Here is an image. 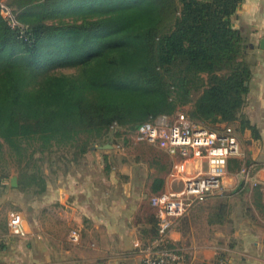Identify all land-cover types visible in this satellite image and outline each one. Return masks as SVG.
Here are the masks:
<instances>
[{
	"label": "trees",
	"instance_id": "trees-1",
	"mask_svg": "<svg viewBox=\"0 0 264 264\" xmlns=\"http://www.w3.org/2000/svg\"><path fill=\"white\" fill-rule=\"evenodd\" d=\"M242 1L11 0L22 28L0 14V161L29 164L56 147L84 155L103 138L112 143L111 128L136 136L141 123L189 104L196 122L239 120L257 136L239 116L251 78L231 22ZM67 16L73 22H46ZM162 151L170 161L156 170L153 195L163 191L161 171L174 165ZM242 164L232 158L229 170ZM35 167L28 177H38L42 193L47 181ZM150 221L151 239L157 212Z\"/></svg>",
	"mask_w": 264,
	"mask_h": 264
},
{
	"label": "crops",
	"instance_id": "crops-1",
	"mask_svg": "<svg viewBox=\"0 0 264 264\" xmlns=\"http://www.w3.org/2000/svg\"><path fill=\"white\" fill-rule=\"evenodd\" d=\"M231 22L242 41V59L251 69L249 90L239 116L250 121L257 136L250 128L233 126L245 154L249 151L257 157L264 151V0H243ZM94 153L90 150L81 163L72 161L70 170L56 174L53 183L48 181L42 207L50 211L54 203V228L45 219L47 210L34 219L37 225L22 214L27 236H14L8 229V234L20 241L5 238L0 264H143L139 249L151 237L150 219L156 212L151 197L146 200L140 179L107 176L105 164L95 159ZM170 178L172 185L163 191L181 187L180 182ZM170 238L184 254L183 264H209L219 253L216 235L200 240L175 224ZM224 251L230 254L233 264H264V244L258 240L238 241L235 248Z\"/></svg>",
	"mask_w": 264,
	"mask_h": 264
},
{
	"label": "rangeland",
	"instance_id": "rangeland-1",
	"mask_svg": "<svg viewBox=\"0 0 264 264\" xmlns=\"http://www.w3.org/2000/svg\"><path fill=\"white\" fill-rule=\"evenodd\" d=\"M73 19L74 17L69 16L54 17L48 18L46 22L49 24H62L71 23ZM81 21V19L78 20L79 23ZM60 70L72 71L71 69ZM197 96L198 93L193 95L194 98ZM191 106L189 104L180 107L175 113L183 111L187 114ZM233 123L238 127L240 125L239 120ZM106 137L111 140L112 143L110 144L113 147L98 149L96 145L108 143L103 138L99 140L102 143H97L95 145L96 149H94L95 159H99L105 164L103 167L104 173L109 177L114 176L118 179H124V176H129L132 181L140 179L143 186L142 190H145V198L148 201L154 193L156 170L166 161L169 162L170 158L164 155L161 149L143 142L137 135L132 136L122 128H111ZM84 157L85 155L79 154L77 148L56 147L45 153H37L35 159L29 164L22 159L0 161V234H4L3 239L0 238V253L6 246L4 241L6 237H9V239L13 237L15 241H20L8 234L6 223L11 212H20L25 215L26 220H29L33 225H37L34 219H38L40 213L44 215L47 210L49 215L45 216V219L47 224L54 228V203H51L50 211L46 209L45 205L42 207L46 190L39 193L41 185L38 183V177L35 181H31L32 178L29 179L28 177V174L37 171L35 164L39 167V171L48 185V181L53 183L56 174L60 171L70 170L72 161L79 164ZM246 159L260 170L264 166V151H260L257 157H253L249 151H246ZM25 165H27L26 168ZM170 175L171 167L161 171V176L165 178L161 190H167L172 185ZM14 177L18 183L16 186L12 184ZM28 180L30 181L28 182ZM112 184L117 187L116 182ZM131 184V186H134V183ZM173 186L177 187L176 183ZM42 208L45 209L42 211ZM176 224L182 232L191 235L193 233L200 240L216 235L219 252L225 249L230 251L231 248L236 247L238 241L253 242V240H258L264 244V191L259 192L257 188L249 186L242 188L241 186L237 188L233 185L228 186L203 203H192L188 211L177 220ZM52 233H54V230H52Z\"/></svg>",
	"mask_w": 264,
	"mask_h": 264
},
{
	"label": "built area",
	"instance_id": "built-area-1",
	"mask_svg": "<svg viewBox=\"0 0 264 264\" xmlns=\"http://www.w3.org/2000/svg\"><path fill=\"white\" fill-rule=\"evenodd\" d=\"M0 14L11 27L22 28L11 0H0ZM221 125L214 128L179 111L173 116L163 114L151 118L137 127L141 140L164 150L174 159L171 176L181 183L179 189L162 191L150 198L159 219L158 235L140 246L143 264L184 263L185 256L172 243L170 232L192 203H203L231 185L264 190V166L259 170L247 165L239 132L232 124ZM232 158L243 161L235 172L229 170ZM7 227L14 236H27L25 219L20 212L9 214ZM209 264H233V260L229 253L222 251Z\"/></svg>",
	"mask_w": 264,
	"mask_h": 264
},
{
	"label": "water",
	"instance_id": "water-1",
	"mask_svg": "<svg viewBox=\"0 0 264 264\" xmlns=\"http://www.w3.org/2000/svg\"><path fill=\"white\" fill-rule=\"evenodd\" d=\"M96 147H97L98 149H108V148H112L113 145L110 144V143H105V144H103V145H96ZM12 184H13L14 186H16V185L18 184V183H17V180H16L15 177L12 179Z\"/></svg>",
	"mask_w": 264,
	"mask_h": 264
}]
</instances>
